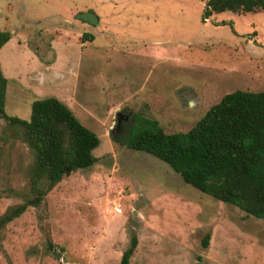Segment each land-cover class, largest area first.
<instances>
[{"label": "rangeland", "instance_id": "rangeland-1", "mask_svg": "<svg viewBox=\"0 0 264 264\" xmlns=\"http://www.w3.org/2000/svg\"><path fill=\"white\" fill-rule=\"evenodd\" d=\"M203 5L0 0V30L10 34L0 47L4 113L28 119L32 100L54 97L98 140L89 167L1 227L0 264H118L132 235L129 264H193L196 256L200 264H264V218L199 192L124 142L134 113L165 133L186 131L223 94L264 89V10L203 17ZM84 12L99 25L77 18ZM7 144L0 188L21 189L30 155ZM22 199L0 193V214Z\"/></svg>", "mask_w": 264, "mask_h": 264}, {"label": "trees", "instance_id": "trees-1", "mask_svg": "<svg viewBox=\"0 0 264 264\" xmlns=\"http://www.w3.org/2000/svg\"><path fill=\"white\" fill-rule=\"evenodd\" d=\"M203 17L211 12L264 10V0H204ZM92 39L90 34H84ZM83 36L81 38L83 39ZM0 30V47L9 39ZM6 78L0 71V142L26 148L30 159L21 168V189L0 188L6 196L23 199L0 214V229L36 206L63 177L89 167L95 134L54 97L32 100L28 119L4 113ZM119 124L116 123L110 135ZM124 142L165 162L182 181L215 200L237 206L245 214L264 218V89H234L209 105L186 131L165 133L153 119L132 114ZM208 234L202 238L206 246ZM136 246L131 236L118 264H129ZM199 263V256L196 261Z\"/></svg>", "mask_w": 264, "mask_h": 264}, {"label": "water", "instance_id": "water-1", "mask_svg": "<svg viewBox=\"0 0 264 264\" xmlns=\"http://www.w3.org/2000/svg\"><path fill=\"white\" fill-rule=\"evenodd\" d=\"M77 18H79L81 20H85V21L90 22V23L96 22L94 15L92 13H89V12L79 13L77 15Z\"/></svg>", "mask_w": 264, "mask_h": 264}, {"label": "flooded vegetation", "instance_id": "flooded-vegetation-1", "mask_svg": "<svg viewBox=\"0 0 264 264\" xmlns=\"http://www.w3.org/2000/svg\"><path fill=\"white\" fill-rule=\"evenodd\" d=\"M225 11H228V10H225ZM232 12V11H231ZM95 17V16H94ZM81 20V19H80ZM95 20H96V22L95 23H92V24H94V25H97L98 24V19L95 17ZM82 21H85V20H82ZM87 22V21H86ZM90 23V22H89ZM90 35H91V37L93 36L91 33H89ZM92 39H93V37H92ZM91 38H89V40L88 41H90V40H92ZM117 123V121L115 120L114 121V125H113V127L115 126V124Z\"/></svg>", "mask_w": 264, "mask_h": 264}, {"label": "built area", "instance_id": "built-area-1", "mask_svg": "<svg viewBox=\"0 0 264 264\" xmlns=\"http://www.w3.org/2000/svg\"><path fill=\"white\" fill-rule=\"evenodd\" d=\"M116 213H119L120 212V209L117 207L114 209Z\"/></svg>", "mask_w": 264, "mask_h": 264}, {"label": "crops", "instance_id": "crops-1", "mask_svg": "<svg viewBox=\"0 0 264 264\" xmlns=\"http://www.w3.org/2000/svg\"><path fill=\"white\" fill-rule=\"evenodd\" d=\"M98 25H99V21H98Z\"/></svg>", "mask_w": 264, "mask_h": 264}]
</instances>
